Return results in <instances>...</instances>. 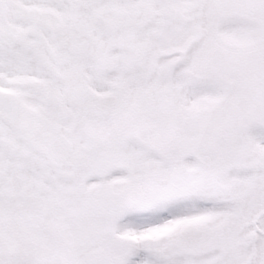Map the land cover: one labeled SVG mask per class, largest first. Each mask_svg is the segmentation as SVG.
<instances>
[{
    "label": "snow or ice",
    "instance_id": "1",
    "mask_svg": "<svg viewBox=\"0 0 264 264\" xmlns=\"http://www.w3.org/2000/svg\"><path fill=\"white\" fill-rule=\"evenodd\" d=\"M0 264H264V0H0Z\"/></svg>",
    "mask_w": 264,
    "mask_h": 264
}]
</instances>
